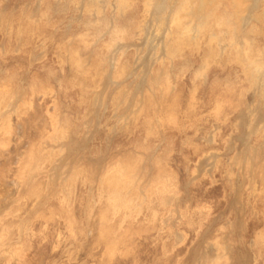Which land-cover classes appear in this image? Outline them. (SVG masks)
Here are the masks:
<instances>
[{
	"label": "rangeland",
	"instance_id": "obj_1",
	"mask_svg": "<svg viewBox=\"0 0 264 264\" xmlns=\"http://www.w3.org/2000/svg\"><path fill=\"white\" fill-rule=\"evenodd\" d=\"M230 1L0 0V264H208L210 237L264 264V166L237 204L232 160L264 165V101L227 41L264 49V0Z\"/></svg>",
	"mask_w": 264,
	"mask_h": 264
},
{
	"label": "bare ground",
	"instance_id": "obj_2",
	"mask_svg": "<svg viewBox=\"0 0 264 264\" xmlns=\"http://www.w3.org/2000/svg\"><path fill=\"white\" fill-rule=\"evenodd\" d=\"M208 2H207V5H209L210 3V7L211 6H213V7H215L214 6V3L216 2V0H207ZM210 1V2H209ZM219 1V0H218ZM241 1V0H240ZM240 1H238V0H232V1H230V2H232V4H231V8H235L234 10H236L237 8V6L238 7H240L239 5L242 3V7H243V0L241 1V3H240ZM256 1V0H255ZM255 1L254 2H252L253 3V5L255 6V4L257 3H255ZM246 2V4H247V0L245 1L244 0V3ZM259 2V1H258ZM248 3H250L249 2V0H248ZM216 4V3H215ZM218 4V3H217ZM247 5H250V4H247ZM205 6H206V0H201V11H202V13H203V10H206L207 11V8H205ZM252 6V5H251ZM209 7V8H210ZM242 7H240L241 9H242ZM257 7V6H256ZM205 8V9H204ZM209 8H208V11H210L209 10ZM239 8V9H240ZM248 9H250L249 7H247ZM247 8H245V4H244V7H243V9H247ZM211 9V8H210ZM232 9V10H233ZM239 9H237V11L239 10ZM247 9V10H248ZM251 9H253V8H251ZM232 11V18H236V16L238 15V13H239V16L242 14H240V12H243L242 10H240L237 14L235 13V12H237V11ZM207 11V12H208ZM211 11H213L212 9H211ZM245 11V10H244ZM252 11V10H251ZM205 12V11H204ZM248 12H249V10H248ZM253 12V11H252ZM234 13H235V15H234ZM254 13V12H253ZM252 13V14H253ZM207 14V13H206ZM205 13L203 14L204 16L206 15ZM208 14H210L209 16L210 17H208L207 15L205 16V17H207L208 18V23H205V25L206 24H208V27H206V30H208V31H211V29H212V26H216L217 24L218 25H221V24H224V23H222V21L220 20L222 17H219V16H221V15H219L218 16V19L221 21V23L219 22V20H218V23H217V18L215 17L216 15H214L213 14V12H212V14L211 13H208ZM247 14V13H246ZM245 14V15H246ZM234 15V16H233ZM242 15H244V14H242ZM249 16V15H248ZM247 16V17H248ZM253 16V15H252ZM252 16L250 17V18H252ZM204 17V18H205ZM241 17V16H240ZM245 16H243V18H244ZM254 17L256 18L254 21H257L258 19H257V17L258 16H256V13H255V15H254ZM261 17L263 18L264 17V15L262 16H260L259 15V19H261ZM207 18L206 19H204V22L206 21L207 22ZM231 17H230V19L229 20H231L232 19ZM238 18V17H237ZM242 18V19H243ZM228 19H227V21H228ZM239 19V18H238ZM245 19V18H244ZM247 19H249V18H247ZM253 19V18H252ZM236 20V19H235ZM240 20V19H239ZM232 22H235L236 23V21H233V19L231 20ZM259 21V20H258ZM258 21L256 22V23H258ZM260 21H262V20H260ZM264 21V20H263ZM241 22V21H240ZM243 22V21H242ZM245 22H246V19H245ZM211 23H213L214 25H212ZM230 23V24H229ZM228 23V25H230V27L232 26L231 25V22H229ZM237 23H238V21H237ZM248 23V22H247ZM251 23V22H250ZM252 23H253V20H252ZM260 23V22H259ZM262 23V22H261ZM204 24H203V26H202V28H204V26H205ZM237 25V24H236ZM238 25H239V23H238ZM240 25H243V24H240ZM246 25V24H245ZM245 25H244V27H245ZM207 26V25H206ZM233 26H234V24H233ZM232 26V27H233ZM226 27H228L227 25H226ZM238 27V26H237ZM242 27V26H241ZM243 27V28H244ZM252 27H254V26H252ZM201 28V27H200ZM236 28V27H235ZM234 28V29H235ZM248 28V27H247ZM227 30H229V28H226ZM232 30L231 32H230V30H231V28H230V30H229V32L227 31V34L228 33H230L229 34V38L227 37V35H226V38H228L227 39V41L228 42H231L230 43V46L229 47H234V45H235V48H233L234 50H236V51H238L237 52V55L239 54V53H241L242 52V55H244L243 57L245 58V60H247L248 61V67H249V69L248 70H250L249 71V74H250V76L248 77V78H250V79H248V80H251L252 81V86L250 85V87H252V88H250V89H252V91L254 92V94L256 93V94H260V97H261V100L262 101H264V49H261V51H263V52H261L260 50H255V48H254V51H253V49H252V45H250L248 42L250 41V39H249V41L248 42H245V41H247L248 39H246L245 37H243V38H245V41L243 40V38L241 37L242 35H240L239 37H241L240 39H241V41L243 42H245L244 44H242V45H244L243 46V48L241 47L242 45L240 44L239 45V43H238V40H240V39H238L237 40V34H236V29L237 30H239L240 29V27H239V29L238 28H236L235 30ZM250 29V28H249ZM241 30V29H240ZM243 30V29H242ZM246 30V29H245ZM251 30V29H250ZM252 30H253V28H252ZM221 31V30H220ZM220 31H219V34H220ZM223 31H221V33H222ZM239 32V31H238ZM237 32V33H238ZM242 32V31H241ZM247 33H248V35L249 34H251V32L252 31H246ZM245 31H244V33H246ZM224 33V32H223ZM244 33H242L243 35H245ZM247 33H246V35H247ZM253 34V33H252ZM222 35V34H221ZM225 35V34H224ZM248 35H247V37H248ZM215 36V34L214 33H211V37L213 38ZM238 37V38H239ZM216 38H217V36H216ZM215 38V39H216ZM219 38V37H218ZM221 39H222V37H220ZM220 38L218 39V40H220ZM249 38V37H248ZM217 40V39H216ZM240 41V43H242ZM219 42H221V41H219ZM236 42V43H235ZM252 42V41H251ZM250 42V43H251ZM248 43V44H247ZM229 44V43H228ZM227 44V45H228ZM232 44V45H231ZM234 44V45H233ZM236 46L238 47L237 49H236ZM232 48L230 49V48H228L230 51L232 50ZM242 48V49H241ZM241 51V52H240ZM260 51V52H259ZM231 52H233V51H231ZM235 52V51H234ZM258 52V53H257ZM244 53V54H243ZM259 53H263L262 55L261 54H259ZM241 54H239V56H240ZM241 55V56H242ZM249 84H250V81H249ZM253 94V93H252ZM255 94V95H256ZM254 95V96H255ZM257 96V95H256ZM259 97V96H258ZM258 97H257V99H258ZM260 100V101H261ZM255 101V100H254ZM252 103V102H251ZM250 103V109H252V107H253V105ZM256 104H257V102H256ZM259 104V103H258ZM260 104H261V102H260ZM259 104V105H260ZM264 104V103H263ZM252 106V107H251ZM257 106V105H256ZM256 106H254V107H256ZM261 106V105H260ZM263 106V105H262ZM247 108H248V106H247ZM261 108H263V107H261ZM249 108L247 109V111L248 110H250ZM260 109V108H259ZM255 110H256V108H255ZM255 110H254V108H253V110H251V111H248V113H250V115L252 114L251 112H253V114H255ZM264 110V109H263ZM257 111V110H256ZM259 111V110H258ZM246 112V111H245ZM260 112V111H259ZM262 112V111H261ZM264 113V112H263ZM246 114H247V112H246ZM252 114V115H253ZM248 116H249V114H247ZM260 115H261V113H260ZM247 116V117H248ZM250 117V116H249ZM263 117V118H262ZM262 117H259L258 116V113H257V115H255V116H253V119H254V125L252 124L253 123V121H251V123H249L250 125H252V127L250 128V126H249V129H250V132H251V134H253V135H255V134H257L259 131H262L263 130V132H264V116H263V114H262ZM250 119V118H249ZM250 120H252V118L250 119ZM261 124V126H259ZM247 128H248V126H247ZM249 129H247V131H248V133H247V131H246V134H249L250 135V133H249ZM260 133V132H259ZM261 134V133H260ZM252 135V136H253ZM263 135H264V133H263ZM249 136H247V138H248ZM251 138V137H250ZM252 139V138H251ZM261 139V138H260ZM264 139V138H263ZM243 140V139H242ZM258 140V139H257ZM245 141V140H244ZM243 141V142H244ZM248 141V140H247ZM253 141V140H252ZM251 141V142H252ZM264 141V140H263ZM257 142V141H256ZM256 142H254V143H256ZM259 142V141H258ZM248 143V142H247ZM250 143V142H249ZM253 144V143H252ZM258 145V144H257ZM259 148V146H255V147H253V145L251 146V145H249L248 144V146H247V148H246V151L245 150H243L242 151V153L244 152V155H242V157H240V158H233L232 160H234L233 162H234V168H236L237 167V169H238V178L240 179V181H238V182H240V184L238 185V192H236L235 193V195H236V202L235 203H237V202H239L238 200H240V197H242V196H240L241 194H240V192L243 190V186L244 185H247V186H249L248 188H250V186L252 187L251 188V192H252V189L254 190V191H256L255 190V183H256V181L257 180H259L258 182H262V175H260V177L258 176L259 174H261V173H258V175H257V167H263L264 165L261 163V166H260V164H259V162H260V160L258 159L259 158V152H258V149H256V148ZM261 150V149H260ZM239 155V154H238ZM211 157H212V155H210ZM236 156V155H235ZM261 156V155H260ZM214 157V156H213ZM231 160V161H232ZM259 160V161H258ZM215 161V160H214ZM229 161H230V159H229ZM263 161V160H262ZM212 162H213V160H212ZM211 162V163H212ZM232 162V163H233ZM230 163V162H229ZM228 163V164H229ZM232 163L231 164H229V165H232ZM212 166V165H211ZM233 166V165H232ZM211 168V167H210ZM227 168H228V166H227ZM232 168V167H231ZM230 169V168H229ZM236 169V170H237ZM259 170V169H258ZM261 170V169H260ZM228 171V170H227ZM233 171V170H232ZM263 171L264 170H262V173H263ZM230 172V171H229ZM259 172V171H258ZM229 174V173H228ZM230 174H232V173H230ZM234 175V174H233ZM230 176V175H229ZM264 176V175H263ZM234 177H235V175H234ZM257 177H258V179H257ZM236 178V177H235ZM235 178H232V179H235ZM255 178L257 179V180H255ZM261 179V181H260V179ZM263 180H264V178H263ZM254 181H255V183H254ZM230 182V181H229ZM231 182H233V181H231ZM264 182H262V183H260V185L261 184H263ZM230 184H232V183H230ZM258 185V184H257ZM264 185V184H263ZM246 186V187H247ZM264 186H262V189L264 190V188H263ZM256 188H257V186H256ZM261 187H259V189H260ZM246 189V188H245ZM261 189V191L260 192H262L263 190ZM248 190V189H247ZM244 191V190H243ZM233 192V191H232ZM259 192V191H258ZM256 193V192H255ZM263 194H264V192H262ZM252 194H253V192H252ZM252 194H251V196H252ZM233 196V195H232ZM248 196V195H247ZM248 197H250V196H248ZM233 202H234V200H233ZM241 202V201H240ZM240 202L239 203H237V204H240ZM229 204V203H228ZM231 204V203H230ZM233 204V203H232ZM238 206V205H237ZM240 206V205H239ZM234 207H236V206H234ZM232 210H234V209H232ZM237 210H238V208H237ZM237 210H236V213H237ZM241 211V210H240ZM235 212V211H234ZM240 215H242V214H240ZM235 216V215H234ZM236 218V217H235ZM237 219V218H236ZM235 219V220H236ZM241 219V218H240ZM234 220V221H235ZM243 222V221H242ZM232 223V222H231ZM235 223H236V221H235ZM240 223V222H239ZM243 224H245V223H243ZM242 224V225H243ZM240 226H241V224H239ZM233 226V225H232ZM238 226V225H237ZM245 227V226H244ZM244 227H243V229H244ZM233 230V229H232ZM263 230V229H262ZM261 230V232L259 233L258 231V233L256 234L257 236H255L256 238H254L255 240H254V244L257 246V245H263V250H264V230L262 231ZM246 231V230H245ZM241 232V231H240ZM248 232V231H247ZM200 233V232H199ZM198 233V234H199ZM205 233V232H204ZM243 233V232H242ZM200 235V234H199ZM198 235V236H199ZM201 236H203V235H201ZM200 238V237H199ZM206 238V237H205ZM217 238V237H216ZM227 238V237H226ZM213 239V238H212ZM224 239V238H223ZM228 239V238H227ZM201 240V239H200ZM204 240V239H203ZM218 240V239H217ZM206 241V240H205ZM209 242L208 243H210V241L212 242V244H213V246L215 247V249H216V252H217V254H216V260H215V262L214 261H211L210 259V263H209V260H208V264H211L212 262H214V264H235V262H234V259L236 258V256H234V258H233V255H234V253H235V249H234V247L232 246V245H230L231 243H229V244H227L226 245V243L223 245L222 243H220V245L219 244H217L218 243V241H217V243H213V241H215V239L212 241L211 240V237H210V240H208ZM223 241H225V240H223ZM222 241V242H223ZM199 242V241H198ZM201 242V241H200ZM229 242V241H228ZM227 242V243H228ZM232 242V241H231ZM224 243V242H223ZM200 244V243H199ZM201 244H202V242H201ZM202 245H204V244H202ZM209 245V244H208ZM254 245V246H255ZM199 246V245H198ZM206 246H207V241H206ZM205 246V247H206ZM200 247H202V246H200ZM208 247V246H207ZM213 247V248H214ZM211 248V247H210ZM197 249H199V248H197ZM204 249V248H203ZM214 249V250H215ZM200 250V249H199ZM210 250V249H209ZM239 250V249H238ZM195 252H196V250H195ZM209 252V251H208ZM215 252V251H214ZM238 252V251H237ZM197 253H199L198 251H197ZM204 253V255H205V252H203ZM202 253V254H203ZM195 254V253H194ZM202 254H200V255H202ZM236 254V253H235ZM239 254V253H238ZM198 255V254H197ZM199 255V256H200ZM204 255H202V257L204 256ZM207 255V254H206ZM205 255V256H206ZM215 256V255H214ZM201 257V256H200ZM207 257V256H206ZM238 257V256H237ZM199 258V257H198ZM213 258V257H212ZM196 259H197V257H196ZM201 259V258H200ZM204 257H203V261H204ZM238 259V258H237ZM194 260V259H193ZM202 260V259H201ZM207 260V259H206ZM213 260H214V258H213ZM203 261H201V262H203ZM196 262H197V260H196ZM195 261H194V263H196ZM207 263V262H206ZM198 264V263H197ZM199 264H202V263H199ZM204 264H205V262H204ZM238 264H248V261H247V259L245 258V257H243L242 256V254L240 255V257H239V260H238Z\"/></svg>",
	"mask_w": 264,
	"mask_h": 264
}]
</instances>
